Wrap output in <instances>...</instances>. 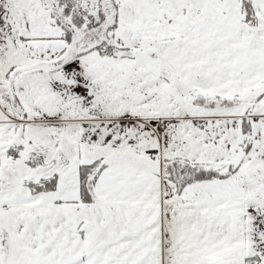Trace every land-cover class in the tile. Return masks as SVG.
Segmentation results:
<instances>
[{
  "label": "snow or ice",
  "instance_id": "1",
  "mask_svg": "<svg viewBox=\"0 0 264 264\" xmlns=\"http://www.w3.org/2000/svg\"><path fill=\"white\" fill-rule=\"evenodd\" d=\"M0 264H264V0H0Z\"/></svg>",
  "mask_w": 264,
  "mask_h": 264
}]
</instances>
